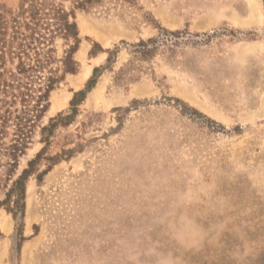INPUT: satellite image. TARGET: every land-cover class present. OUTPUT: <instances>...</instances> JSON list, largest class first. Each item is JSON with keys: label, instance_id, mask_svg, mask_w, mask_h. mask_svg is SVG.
Here are the masks:
<instances>
[{"label": "rangeland", "instance_id": "rangeland-1", "mask_svg": "<svg viewBox=\"0 0 264 264\" xmlns=\"http://www.w3.org/2000/svg\"><path fill=\"white\" fill-rule=\"evenodd\" d=\"M56 8L77 22L79 68L18 168L0 154L3 200L45 147L23 217L0 207V264H264V0H0L8 20ZM72 44L55 37L53 69Z\"/></svg>", "mask_w": 264, "mask_h": 264}, {"label": "trees", "instance_id": "trees-1", "mask_svg": "<svg viewBox=\"0 0 264 264\" xmlns=\"http://www.w3.org/2000/svg\"><path fill=\"white\" fill-rule=\"evenodd\" d=\"M84 4L81 2L79 5ZM25 14H23V18L14 17L12 20L0 15V154L8 157L7 164L12 172L18 168L20 157L26 153L36 127L40 126L39 122L50 107L52 90L65 79L67 73H76L79 68L74 54L79 48L81 37L77 22L71 19L73 14L61 8L53 9V11L36 9ZM161 30L173 35L184 33L163 28ZM59 35L66 40H72L73 44L61 60L62 67L53 69L55 48L52 44L55 37ZM156 39L141 40L133 46H147L156 42ZM101 50L103 48L95 42L90 54L96 55ZM114 52V50L108 49V62H114ZM144 52L147 54L151 50L146 48ZM8 62L15 64L14 68L9 67ZM101 70V67H95L93 75L85 87L74 92L70 101V113L61 112L56 117H51L49 123L41 127L43 140L47 144L57 125H67L74 120L79 110L78 106L96 86ZM11 128L13 130L12 138L7 141L6 138ZM44 150L45 147L35 159L28 162V167L13 180L12 185L5 193L6 197L0 200V207L5 205L15 218H19V212L23 217L26 181L34 171ZM64 151L67 154L74 150ZM58 158L52 159L57 160ZM46 172L45 170L38 174V179L42 180ZM11 201L12 206L10 205ZM20 227L21 224H19V230ZM0 236H3L1 231ZM21 239L24 240L25 237L22 236Z\"/></svg>", "mask_w": 264, "mask_h": 264}, {"label": "bare ground", "instance_id": "bare-ground-1", "mask_svg": "<svg viewBox=\"0 0 264 264\" xmlns=\"http://www.w3.org/2000/svg\"><path fill=\"white\" fill-rule=\"evenodd\" d=\"M87 73H88V70H85V72H83V74L80 76L81 78L83 77H86V75H87ZM80 77H79V79H80Z\"/></svg>", "mask_w": 264, "mask_h": 264}]
</instances>
